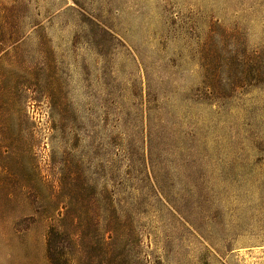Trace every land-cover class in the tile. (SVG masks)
Masks as SVG:
<instances>
[{"label":"rangeland","instance_id":"obj_1","mask_svg":"<svg viewBox=\"0 0 264 264\" xmlns=\"http://www.w3.org/2000/svg\"><path fill=\"white\" fill-rule=\"evenodd\" d=\"M0 264H264V0H0Z\"/></svg>","mask_w":264,"mask_h":264}]
</instances>
